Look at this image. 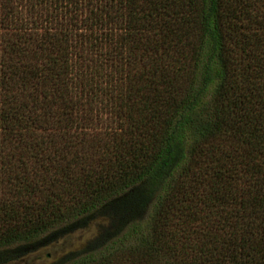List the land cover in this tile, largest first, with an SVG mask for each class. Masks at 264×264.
Returning a JSON list of instances; mask_svg holds the SVG:
<instances>
[{"label": "trees", "instance_id": "obj_1", "mask_svg": "<svg viewBox=\"0 0 264 264\" xmlns=\"http://www.w3.org/2000/svg\"><path fill=\"white\" fill-rule=\"evenodd\" d=\"M264 264V0H0V264Z\"/></svg>", "mask_w": 264, "mask_h": 264}, {"label": "rangeland", "instance_id": "obj_2", "mask_svg": "<svg viewBox=\"0 0 264 264\" xmlns=\"http://www.w3.org/2000/svg\"><path fill=\"white\" fill-rule=\"evenodd\" d=\"M92 227L89 226L87 230L77 231L64 236L61 240L53 242L45 248L39 249L22 261H16L10 264H46L49 262L50 258L45 254L48 252L50 256L56 257L65 253L69 249H74L82 245L86 239L92 234Z\"/></svg>", "mask_w": 264, "mask_h": 264}]
</instances>
